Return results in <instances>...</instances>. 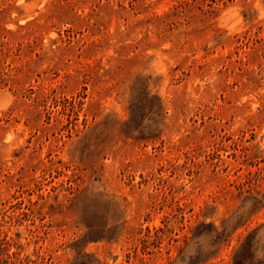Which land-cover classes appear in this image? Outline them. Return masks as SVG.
<instances>
[{"label":"rangeland","instance_id":"374dc122","mask_svg":"<svg viewBox=\"0 0 264 264\" xmlns=\"http://www.w3.org/2000/svg\"><path fill=\"white\" fill-rule=\"evenodd\" d=\"M0 264H264V0H0Z\"/></svg>","mask_w":264,"mask_h":264}]
</instances>
